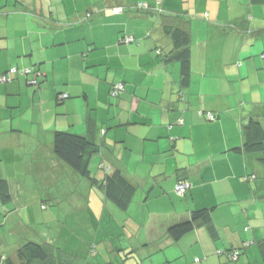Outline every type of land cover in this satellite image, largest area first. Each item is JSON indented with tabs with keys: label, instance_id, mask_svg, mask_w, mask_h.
Instances as JSON below:
<instances>
[{
	"label": "crops",
	"instance_id": "1",
	"mask_svg": "<svg viewBox=\"0 0 264 264\" xmlns=\"http://www.w3.org/2000/svg\"><path fill=\"white\" fill-rule=\"evenodd\" d=\"M261 6L264 0H0V73L33 64L43 72L39 85L24 76L0 83V178L12 196L0 199V264H19L27 241L49 245L58 264H128L122 255L132 250L142 264H264V165L231 150L243 144L242 122L264 123V16L248 17ZM171 22L190 34L186 87L180 62L165 58ZM119 81L124 90L113 96ZM57 130L100 144L94 175L120 170L136 187L128 210L54 153ZM180 168L191 183L184 197L174 192ZM206 206H214L217 235L200 226L174 242L169 225ZM242 244L238 260L218 254Z\"/></svg>",
	"mask_w": 264,
	"mask_h": 264
},
{
	"label": "trees",
	"instance_id": "2",
	"mask_svg": "<svg viewBox=\"0 0 264 264\" xmlns=\"http://www.w3.org/2000/svg\"><path fill=\"white\" fill-rule=\"evenodd\" d=\"M136 7L144 11H149L152 9L147 2H139ZM167 25L168 26H165V29L173 40V48L171 52L165 56V58L180 62L181 83L183 87H186L190 84L192 72L190 34L187 29L178 23L171 22ZM158 52H161V49H158ZM13 68H15L16 71H12ZM42 74V70L35 64L27 67L11 65L7 70L0 73V78L2 75H5V79H0V83H8L16 78V76H24L28 83L32 85H39L41 83L40 77ZM33 79H36V82L33 83ZM112 91L113 87L111 90V95H113ZM59 97L64 99L68 97V95L66 93H60ZM208 113L212 112H206L202 114H204L207 119H210L208 118ZM213 116V120L216 119V115L213 114ZM242 133L244 135L243 144L235 146L231 150L234 152L255 154L258 158V161L264 165V123L256 117H249L247 120H245V122H242ZM100 147L101 146L99 143L92 141L82 134L72 131L57 130L54 134V153L62 161L71 166L83 178L88 179L91 184L98 187L106 199L114 203L121 210L126 211L134 202L136 187L130 181H128L118 169L114 170L112 173L106 174L103 179H98V177L94 175V171L91 167L92 158L100 151ZM248 178L245 177V179ZM179 181H187L190 184V186H188L183 193L176 191V184ZM190 188L191 183L188 179V175L183 168H180L177 171L174 192L179 197H184L187 195V192L190 190ZM0 199L3 202H8L12 199L9 183L3 178H0ZM42 206L45 207L44 204ZM213 209L214 206H206L191 210L188 217L169 225L167 228L169 236L172 238V240H174V242H176L195 228L205 226L207 227L210 234L215 237L217 235V231L213 222ZM128 236L129 237L126 236L124 238L126 239L125 241L132 240V235L128 234ZM99 243V240L93 239L90 244V255H96L99 252ZM243 248H245L243 244L236 247L220 248L218 250V254L224 253L230 260L235 261L240 258ZM132 251H128L126 254L122 255V260H125L126 263L128 262V264H132L130 261L139 264H142L143 261L145 262L144 256L138 257V255H135ZM234 251H237L236 259L231 257V253ZM59 252L65 254V252H62L60 249ZM262 253L264 260V249ZM17 256L19 259V264H58V260H55V258H58V255H54L51 247L36 241H27L22 244L17 250ZM73 256L74 257L72 260L76 258V255ZM197 260H199V258H196V261ZM7 261L9 262L8 264H16V262L11 258H9Z\"/></svg>",
	"mask_w": 264,
	"mask_h": 264
},
{
	"label": "built area",
	"instance_id": "3",
	"mask_svg": "<svg viewBox=\"0 0 264 264\" xmlns=\"http://www.w3.org/2000/svg\"><path fill=\"white\" fill-rule=\"evenodd\" d=\"M126 40H132V37L131 36H126ZM12 71H16L15 68L12 69ZM29 71V70H27ZM1 80H4L5 79V75H2ZM33 83L36 82V79H33L32 81ZM124 89V83L119 81V82H116L114 85H113V91H112V94L114 96L118 95L122 90ZM208 118L210 119H213L214 116L212 113H208ZM190 186V184L187 182V181H179L177 184H176V191L177 192H180V193H183L186 188ZM231 257L233 259H236L237 257V251H234L231 253Z\"/></svg>",
	"mask_w": 264,
	"mask_h": 264
},
{
	"label": "rangeland",
	"instance_id": "4",
	"mask_svg": "<svg viewBox=\"0 0 264 264\" xmlns=\"http://www.w3.org/2000/svg\"><path fill=\"white\" fill-rule=\"evenodd\" d=\"M256 9H257V12L255 11V12L253 13L252 10L250 11V13L248 14V15H249V16H248L249 19H252V20H253V16H254V15H255L254 18L256 19V17H258L259 13H262V15L264 16V7L261 6V7H257ZM252 20H251V21H252ZM91 167L94 168V167L92 166V163H91ZM144 183H145V182H141L140 186L138 187V188H140V189H138V192H139V193H138V196H141L140 194H141V192H142V186H143ZM54 187H55V186H53V189H55ZM83 187H84V186H83ZM95 187H96V186H95ZM76 190H77V192L79 193L80 196H84V193L86 194V190L83 191L84 193L81 192L80 189H77V188H76ZM49 191H50V190H48L47 192H49ZM50 192H52V191H50ZM142 197H143V196H142ZM85 199H86V198H85ZM137 199H138V198H137ZM131 211H132L133 213L137 214V212H136V210H135V205L131 207Z\"/></svg>",
	"mask_w": 264,
	"mask_h": 264
}]
</instances>
